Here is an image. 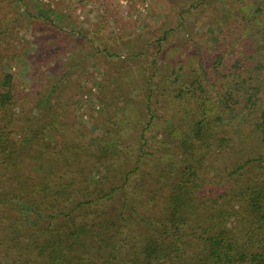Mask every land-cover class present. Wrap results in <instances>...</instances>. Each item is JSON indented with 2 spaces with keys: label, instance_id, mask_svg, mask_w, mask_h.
Wrapping results in <instances>:
<instances>
[{
  "label": "trees",
  "instance_id": "1",
  "mask_svg": "<svg viewBox=\"0 0 264 264\" xmlns=\"http://www.w3.org/2000/svg\"><path fill=\"white\" fill-rule=\"evenodd\" d=\"M248 10L241 39L249 36L252 48L223 46L209 67L199 53L197 75L173 64L164 90L174 101L170 117L156 111L151 87L159 37L144 96L149 118L136 108L129 119L130 104H113L112 121L89 144L67 115L71 95L48 104L63 88L39 92L46 105L22 118L13 73L3 74L0 264H264V0ZM91 33L83 37L94 41ZM105 52L112 63L119 57ZM153 127L164 134L155 145ZM105 143L113 150L98 156Z\"/></svg>",
  "mask_w": 264,
  "mask_h": 264
},
{
  "label": "rangeland",
  "instance_id": "2",
  "mask_svg": "<svg viewBox=\"0 0 264 264\" xmlns=\"http://www.w3.org/2000/svg\"><path fill=\"white\" fill-rule=\"evenodd\" d=\"M258 2L260 0H78L58 2L54 9L45 11L42 8L49 7L40 0H0L3 30L0 32V79L13 73L14 112H20L22 118L29 116L33 109L34 114L38 113L44 106L46 99L39 98V92L51 90L53 86L63 88L60 94L57 88L48 104L71 95L74 106L67 115L86 128L83 141L89 144V139L102 135L101 126L112 121L109 111L116 108L113 104H130L127 106H131L129 119L137 116L136 108L141 118H149L144 96L149 92L148 80L154 73L151 62L159 37L166 39L162 40L164 50L161 58H157L158 70L152 77L151 87L158 91L154 94L156 111L170 117L174 101L164 90L173 82V64L178 65L174 67L184 64L187 74L197 75L201 62L199 53L209 67L211 62H217L223 46L237 49L231 44L239 42L252 48L249 36L246 41L241 39L243 13L247 15V10H252ZM196 4L198 6L194 7ZM108 6L111 11L107 10ZM244 6L247 8L242 10ZM42 11L49 20L39 15ZM90 32L93 36L98 33L94 41L83 37V33ZM105 49L119 54L118 59H113V63L107 60ZM229 59L226 57V62ZM73 63L80 66L70 68ZM133 81L136 87L131 84ZM121 91L125 98L116 94ZM169 125L170 121L165 122V126ZM140 132L141 127L130 131L131 136ZM147 137L155 145L164 134L153 127ZM106 145L94 148L95 153L98 156L110 153L108 150L113 148H105ZM115 150H119L118 146ZM102 169L96 168L95 179Z\"/></svg>",
  "mask_w": 264,
  "mask_h": 264
},
{
  "label": "built area",
  "instance_id": "3",
  "mask_svg": "<svg viewBox=\"0 0 264 264\" xmlns=\"http://www.w3.org/2000/svg\"><path fill=\"white\" fill-rule=\"evenodd\" d=\"M41 2H44L45 4L48 5L49 8L51 9H54L55 8V5L58 3V2H77L78 0H40Z\"/></svg>",
  "mask_w": 264,
  "mask_h": 264
}]
</instances>
